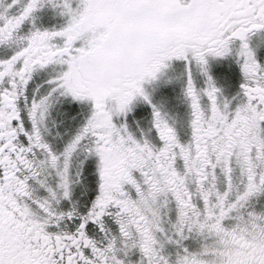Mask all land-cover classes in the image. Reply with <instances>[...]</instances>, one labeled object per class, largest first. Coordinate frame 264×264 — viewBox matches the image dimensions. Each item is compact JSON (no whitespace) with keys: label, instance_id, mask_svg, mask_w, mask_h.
Returning <instances> with one entry per match:
<instances>
[{"label":"snow or ice","instance_id":"1","mask_svg":"<svg viewBox=\"0 0 264 264\" xmlns=\"http://www.w3.org/2000/svg\"><path fill=\"white\" fill-rule=\"evenodd\" d=\"M0 264H264V0H0Z\"/></svg>","mask_w":264,"mask_h":264}]
</instances>
